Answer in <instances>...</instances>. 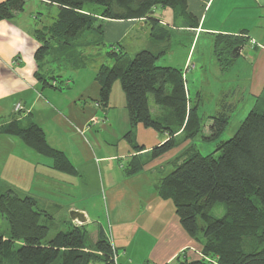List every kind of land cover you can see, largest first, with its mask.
Masks as SVG:
<instances>
[{"label": "trees", "instance_id": "obj_1", "mask_svg": "<svg viewBox=\"0 0 264 264\" xmlns=\"http://www.w3.org/2000/svg\"><path fill=\"white\" fill-rule=\"evenodd\" d=\"M28 1L0 2V21L16 17ZM43 1L55 4L58 13L50 25L34 29L33 35L40 43L35 53L38 64L35 77L42 87L58 89L63 88L57 82L59 76H47L42 71L45 59L54 55V60L88 65L79 54L89 47L106 46L101 19L152 20L157 6L179 9L182 15H188L186 0ZM89 5L97 6L99 13L88 10ZM152 21V38L158 39V29ZM246 41L242 34L216 36L214 52L223 71L229 70L238 56V51L233 49ZM162 53L143 49L129 57L118 44L113 45V50L107 52L114 60L113 65L98 64L95 78L100 85L99 102L103 107L108 105L113 84L120 80L131 125L124 137L133 149L142 150L133 142V127L138 123L169 135L150 151L151 158L189 140L173 159L172 172L161 180L159 194L172 200L183 228L201 244V257L193 260L177 257L167 264H264V86L231 138L218 140L230 120L226 110L212 116L210 133L205 137L217 141L216 148L202 154L194 144L202 130V118L197 107L189 105L183 71L157 63ZM150 95L159 113L153 114ZM1 119L0 134L20 139L53 169L78 174L65 152L48 143L38 123L26 119L25 124L16 117L9 121ZM179 131L181 136H176ZM144 163L139 154L134 155L126 173L141 171ZM217 203L224 205L225 213L221 217L212 214ZM38 205L35 196H22L13 186L0 190V213L10 228L9 236L0 234V264H116L113 254L117 248L102 227L95 242L84 225H72L50 236L48 221L54 217L46 215Z\"/></svg>", "mask_w": 264, "mask_h": 264}, {"label": "crops", "instance_id": "obj_2", "mask_svg": "<svg viewBox=\"0 0 264 264\" xmlns=\"http://www.w3.org/2000/svg\"><path fill=\"white\" fill-rule=\"evenodd\" d=\"M2 1L4 0H0ZM29 2L16 17L0 21V33H7L0 34V102L7 100L12 102V119L14 117L21 121L32 119L38 123L45 131L48 143L65 152L77 168L78 174L57 173L49 162L45 161L46 159L29 150L16 137L0 134V153L5 152L7 159H10V156L16 155L17 158V155L23 152L25 168L31 174L38 171L45 181V188L38 191H45L49 185L48 179L53 177L63 183L78 182L77 177L82 178L84 174L81 163L88 162L91 166V169L87 167L88 170L99 169L104 201L111 213V216L108 213V221L113 244L117 251H120L121 254H118L122 256L125 264H143L147 261L151 264H167L172 263L177 257L188 260L201 257V244L183 228L174 203L170 199H163L159 194L161 180L172 172L173 159L189 140L159 157L151 158L150 151L165 142L169 135L167 132L161 134L151 127L138 123L133 127V142L142 150L133 149L132 144L124 137L131 129L125 93L119 91L118 86L115 87L113 84L107 107L101 106L100 85L95 78L96 66L93 74L86 77L79 74L80 69L86 66H76L72 61L66 62L63 59L54 60V55H49L44 65H53L46 72L59 76L57 82L63 88L42 87L35 77L38 65L35 53L40 43L33 33L37 27L50 25L55 20L58 7L43 0ZM186 4L188 15H181L183 17L181 21L172 26V30L178 31L179 35L188 36L191 40L180 59L175 57L168 46L167 42L173 32L164 25L165 21L162 19V16L174 19L179 9L160 10L159 6L154 8L152 20L158 29V39L152 38V20L145 17L101 19L102 38L107 45L118 44L128 56L130 53L135 55L143 49H149L154 53L163 52L157 63L183 71L189 105L199 109L202 93L200 91L196 93V100L191 98L188 74L206 69L205 54L203 57L200 54L197 63L191 65L200 38L208 34L212 36L215 55L217 35H245L247 41L239 50L229 70L223 71L215 57L221 73L224 76L231 72L236 73L237 80L241 82L242 79L245 82L243 92L255 98L256 103L257 96L264 86V0H186ZM35 6L38 10L34 9ZM43 8L48 10L47 15L41 12ZM47 87L51 88V91H47L45 89ZM48 92H54L53 101L46 95ZM18 103H22L24 111L19 112L17 117L15 107ZM119 106L123 110V127L116 124L112 115ZM100 110L107 115L105 119L98 117ZM50 111L52 112L50 118L55 123L59 135L49 134V130L43 125V116L46 117ZM154 111L159 113V108L154 107ZM108 115L113 118H108ZM181 134L179 131L176 136ZM11 146L15 147L16 152L10 150ZM137 154L145 161L143 169L128 175L126 167ZM77 157L81 163L77 162ZM21 160L23 159L19 157L16 159L18 163ZM17 162H14L16 164L14 167H19ZM18 191L31 193L25 189ZM53 205L57 208L63 206L59 202H53ZM72 209L83 212L86 217L85 223L72 219L70 223L73 225L82 224L86 228L88 223L98 221L88 207L71 203L69 210ZM100 227L107 232L104 224L98 222L97 230L93 232L95 239ZM119 263L123 264L121 261Z\"/></svg>", "mask_w": 264, "mask_h": 264}, {"label": "rangeland", "instance_id": "obj_3", "mask_svg": "<svg viewBox=\"0 0 264 264\" xmlns=\"http://www.w3.org/2000/svg\"><path fill=\"white\" fill-rule=\"evenodd\" d=\"M29 1L27 2V5H29ZM216 4V3H215ZM162 8L159 6V9ZM35 10L36 6L34 7ZM87 9L90 11H95L99 13V8L97 6H87ZM213 9V8H212ZM28 10V8H27ZM162 10V9H160ZM48 10L43 8L41 9V12L45 13ZM52 11V10H49ZM47 15V14H46ZM180 14V11L178 10V15L174 19L170 18V16H162V19L165 21L164 25L171 29L172 37L167 42L168 46L171 47L172 52L174 53L175 57L177 59H180L184 53L185 49H187L189 43L191 40L188 36L185 35H179L178 31L172 30L173 25H177L181 18H183ZM49 17V16H47ZM169 24V26H168ZM40 26V22L38 23ZM152 26V25H151ZM212 36L211 35H203L196 47L195 53L192 58L191 65L197 63L198 58L201 56L206 59V69L205 71L197 70L198 72L192 73L191 75L188 74V84L189 88L191 90V98L193 100L197 99L196 93L200 91L202 93V97L200 99V108L198 109V114L202 118V130L201 133L194 139V144L196 147L201 151L202 154H209L210 152L214 151L216 148L217 141L209 140L205 136H208L210 133V125L213 122L212 116L217 115L218 112H221L223 110H226V112L229 114L230 120L229 123L220 136L218 140H227L231 138L237 129L239 128L241 122L244 120V118L247 116L249 111L254 106V99L251 98V96L248 95V93H244V84L245 82L241 79V82L237 80L236 73H228L226 76H224L221 73V70L218 66V63L216 61V55L213 54V46H212ZM163 42V41H162ZM160 43V42H159ZM158 45V42H157ZM113 50V45H100L96 47H89L84 51V53L79 54V56H82L81 61L89 63L86 65L84 69H80L81 73L84 74L86 77L88 75L93 74V69L95 66H97L100 63H106L109 66H112L114 63V60L107 56V52ZM77 54V53H76ZM130 57H133L134 54L130 53ZM216 56V57H215ZM163 59V58H162ZM160 59V61H163ZM80 61V62H81ZM82 63V62H81ZM159 64V63H158ZM53 64L49 65L46 64L43 66L42 71L46 73L47 76H50L51 74L46 72L50 67H52ZM56 65V64H55ZM73 77H76L73 72H70ZM198 76V77H197ZM77 85L80 84L76 83ZM117 85L119 91H123L120 80H116L114 83V86ZM116 87V86H115ZM47 91H51V88H45ZM52 93L54 92H48L46 95L50 98L51 101L54 100V95L52 96ZM123 93V92H122ZM225 94V95H224ZM150 105L152 108L153 114H156L154 111V107H156L154 103V98L152 95L149 97ZM227 102V103H225ZM228 103H232L227 105ZM16 108V107H15ZM20 112L24 111L21 108L19 109ZM19 111H17V117L19 114ZM123 110L119 106L116 108V110L113 112V116L115 118V122L118 126L123 127ZM27 112V110H26ZM12 102L7 100L6 102H0V117L1 120H10L12 119ZM105 116H107L102 110L98 111V117L100 119H105ZM113 116L108 115V118H113ZM43 125L45 128L49 130V134H55L59 135V132H57V128L55 123L51 120L50 117H52V112L50 111L47 116H43ZM23 121V120H22ZM27 120H24L23 123H26ZM99 130V128H96ZM3 135V134H2ZM185 141H182L183 143ZM10 150L15 151V147L11 146ZM38 155V154H37ZM23 152L19 153L17 155V158H21L23 160L18 163L16 161V155L10 156V159H7L6 153L2 152L0 153V190L3 191L7 189L9 186L15 187V189H25L28 192L19 191L20 194L23 196L25 194L33 195L35 198L39 201V209L44 210L46 215L54 214V218L51 221H48L51 230L49 235H53L58 230H67L70 226L73 224L70 223L71 218V211L69 210L70 204H76L78 206H85L90 208L92 214L96 217L95 222H90L86 225V230L88 231L89 237L92 242H95L96 239L93 237V232L97 230L98 222L99 224H104L106 228V233L110 237V239L113 241L112 232L109 227V221H108V213H110V210H108V207H106L105 201H104V189L102 185V177H101V171L96 170H88L87 167L91 166L88 162L81 163L80 158L77 157V162L81 163V168L84 170V174L82 178L80 176L77 177L78 182L74 184L69 183H63L56 179V177L49 178V185L48 188L45 191H38L43 190L45 188V181L43 178H41L39 172L37 173L32 172L30 173L29 170L25 168V159H24ZM45 159V158H43ZM47 161V160H45ZM14 162H17L19 164V167H14L16 164ZM79 164V163H78ZM102 164H104L102 162ZM88 170V171H87ZM29 171V173H28ZM57 173H64L60 172L58 170ZM66 174V173H65ZM53 202H59L63 206L61 208H57L53 205ZM48 209L49 212L46 210ZM225 213L224 205L222 203H217L213 209L212 214L216 217H221ZM111 216V213H110ZM102 222V223H100ZM82 225V224H81ZM10 228L8 221L6 218L1 215L0 213V234L4 236H9ZM95 236V235H94ZM120 251H116V254L118 255V260L121 261L123 264H125L122 260V256L119 255ZM115 254V253H114ZM113 254V256H114ZM121 254V253H120Z\"/></svg>", "mask_w": 264, "mask_h": 264}, {"label": "water", "instance_id": "obj_4", "mask_svg": "<svg viewBox=\"0 0 264 264\" xmlns=\"http://www.w3.org/2000/svg\"><path fill=\"white\" fill-rule=\"evenodd\" d=\"M243 48V45H240L239 47H235L233 49V52L234 51H238V54H239V50ZM71 218L74 219V220H78L79 222L81 223H85L86 222V217H85V214L79 210H72L71 211Z\"/></svg>", "mask_w": 264, "mask_h": 264}, {"label": "built area", "instance_id": "obj_5", "mask_svg": "<svg viewBox=\"0 0 264 264\" xmlns=\"http://www.w3.org/2000/svg\"><path fill=\"white\" fill-rule=\"evenodd\" d=\"M20 108H22V104H21V103H18V104L16 105V109L19 110ZM110 241H111L112 245L114 246V244H113V242H112L111 239H110ZM113 258H114L115 263H116V264H119V261H118V255L116 254V252H115ZM131 264H134V263H131Z\"/></svg>", "mask_w": 264, "mask_h": 264}, {"label": "clouds", "instance_id": "obj_6", "mask_svg": "<svg viewBox=\"0 0 264 264\" xmlns=\"http://www.w3.org/2000/svg\"><path fill=\"white\" fill-rule=\"evenodd\" d=\"M0 34H2V35H7V33H6V32H4V33H0Z\"/></svg>", "mask_w": 264, "mask_h": 264}]
</instances>
